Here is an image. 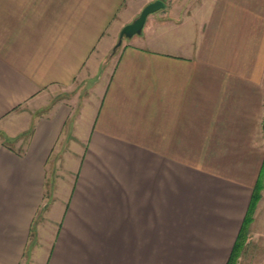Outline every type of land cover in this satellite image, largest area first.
<instances>
[{"label":"crops","instance_id":"0c3cea01","mask_svg":"<svg viewBox=\"0 0 264 264\" xmlns=\"http://www.w3.org/2000/svg\"><path fill=\"white\" fill-rule=\"evenodd\" d=\"M154 1L0 0V264H264V0Z\"/></svg>","mask_w":264,"mask_h":264},{"label":"water","instance_id":"95a60500","mask_svg":"<svg viewBox=\"0 0 264 264\" xmlns=\"http://www.w3.org/2000/svg\"><path fill=\"white\" fill-rule=\"evenodd\" d=\"M165 7V5L159 1L156 0L149 5H147L140 13L137 19H135L131 24L126 25L120 32L118 41L112 51V54L115 53L116 50H118L121 47L123 40H130L134 36H138L142 33L143 27L145 25L146 19L148 16L155 14L156 12L162 10ZM262 131L264 136V120L262 124Z\"/></svg>","mask_w":264,"mask_h":264},{"label":"rangeland","instance_id":"374dc122","mask_svg":"<svg viewBox=\"0 0 264 264\" xmlns=\"http://www.w3.org/2000/svg\"><path fill=\"white\" fill-rule=\"evenodd\" d=\"M160 1V0H159ZM174 1V4H175V6L173 7H171V8H168L167 10H164V9H162V10H160V11H158V12H156L155 14H157L158 16H162V17H166V18H169V19H175L176 20V18L175 17H177V16H179V18L181 19V20H183V18L185 17V16H193V13H194V8L193 7H191V5H192V1L193 0H173ZM181 3V1H186L187 3H185V7L184 8H182V7H178V5H180V3ZM163 4H164V2H166V0H162L161 1ZM189 2V3H188ZM171 3V2H170ZM169 3V4H170ZM170 7V6H169ZM140 15V14H139ZM138 15V16H139ZM138 17H136V19H137ZM165 18V19H166ZM180 22H182V21H180ZM177 23H179V22H177ZM121 32V31H120ZM116 44V43H115ZM114 44V45H115ZM119 52V49L118 50H116L115 51V53L112 55V58H114L115 57V55L117 54Z\"/></svg>","mask_w":264,"mask_h":264},{"label":"trees","instance_id":"16d2710c","mask_svg":"<svg viewBox=\"0 0 264 264\" xmlns=\"http://www.w3.org/2000/svg\"><path fill=\"white\" fill-rule=\"evenodd\" d=\"M259 192H260V187H258V188H256L254 190V194H253V197H252V202H251V205H250V210H249L248 215L246 216V219L244 221L246 225L251 222L252 212L254 210V207H255L256 203L259 200ZM239 236H240V239H239ZM239 236H238V239L236 240V242L234 244L230 259H229L227 264H236V261H237V258L239 256L240 252H241V246H242L241 231H240V235Z\"/></svg>","mask_w":264,"mask_h":264}]
</instances>
